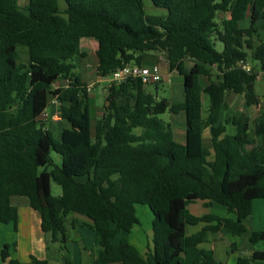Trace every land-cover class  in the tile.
I'll list each match as a JSON object with an SVG mask.
<instances>
[{
  "label": "trees",
  "instance_id": "1",
  "mask_svg": "<svg viewBox=\"0 0 264 264\" xmlns=\"http://www.w3.org/2000/svg\"><path fill=\"white\" fill-rule=\"evenodd\" d=\"M25 1L20 8L18 0H0V224L16 222L10 198L26 196L46 246L62 249L67 216L82 215L95 233L91 264H222L201 247L208 233L237 237L232 250L263 240L264 229L251 228L247 218L253 200L264 198V105L252 119L244 110L221 121V111L227 91L242 94L246 108L258 103L254 63L264 68L258 36L264 0H151L165 15L146 14L143 0H64L63 9L58 0ZM84 37L97 42L101 77L124 65L147 66L144 52L161 53L169 71L183 76V100L171 102L147 91L150 83L126 77L106 86L92 125L89 85L75 71L87 56ZM18 45L26 47V63L17 61ZM56 82L63 83L53 87ZM52 98L59 102V139L41 118ZM166 111L184 114L183 142L160 116ZM205 127L210 147L203 145ZM51 180L59 195L51 193ZM195 200L221 205L227 214L195 215L188 209ZM138 204L153 214L145 253L126 237L113 241L139 223ZM199 222L205 223L199 231L186 233V225ZM79 224L70 221L71 228ZM0 256V264H25L7 243ZM255 260H264V251L235 264ZM28 264L49 263L31 255Z\"/></svg>",
  "mask_w": 264,
  "mask_h": 264
},
{
  "label": "crops",
  "instance_id": "2",
  "mask_svg": "<svg viewBox=\"0 0 264 264\" xmlns=\"http://www.w3.org/2000/svg\"><path fill=\"white\" fill-rule=\"evenodd\" d=\"M241 25L247 26L248 20L247 19L242 20ZM258 34H259L258 35L259 38L262 39L264 42V31H260ZM80 47H81L82 51L86 52L87 56H89V53H93L95 55V50L97 48V42L93 38L84 37V38H81V40H80ZM156 53H158V52H156ZM158 58L160 59V57H158ZM84 59H86V57L79 59V61H77L76 67H77L78 63H80ZM151 61H152V59H151ZM153 64H155V62ZM95 65H96V60H94L93 65H91L89 63L87 64V66L89 68H91L92 70H94L96 72ZM167 66H168V64H167ZM92 70H89V71H92ZM96 75L101 78V76H99L97 73H96ZM81 77H82V75H81ZM104 78H106V77H104ZM62 83L63 82H56L53 87H56L57 85H60ZM88 85L90 86V83ZM91 92H92V87L89 90V96L91 99V103H90L91 115H94V113H99V115H100L102 113V110H103L104 101H103L102 106L101 105H95V101H94V98H93V95ZM105 95H106V92L104 93V98H105ZM171 102H175V101L171 100ZM242 103H243V107L240 108L239 112L246 110L245 100L242 99ZM258 103H259L258 108L260 105H264V97H261V98L259 97ZM204 105L207 106V101H206V103H204V100H203V106ZM252 106H254V105H252ZM47 107L50 108L49 118L52 121H54L56 125H58L60 127L59 128V136H60L61 121H60V116H59V102H58V100H56L55 98L50 99ZM174 115H177L176 116L177 119H182V121L184 120V114L183 113H177ZM47 116L48 115L43 113L41 118L47 117ZM249 117H250V119H252L250 114H249ZM46 126L49 129L47 119H46ZM182 126H183V123H182ZM184 128H185V123H184ZM205 129L207 131H205ZM232 130H233L232 127H230V126L227 127V132H232ZM204 132H206V136H207L206 138L209 140L210 139L209 129L206 127L202 129V138L204 136ZM179 137H181L184 141L185 132H184V136H183V133H181L179 135ZM177 141H179V140H177ZM50 187H51V185H50ZM262 199H264V198H257L255 200H253L252 213L247 218L248 225L253 229H258V230L264 229V200L259 201ZM10 202H11V204H13L17 208V219H16V222L0 224V252H1V248L3 247V245L5 243H7L11 246V256L13 258H17L18 260H20L21 262H23L25 264L29 263L31 255H33L38 260H46L49 264H81V259L76 260L75 256H73V254H74V252H72V249H73L72 243L73 242L70 241L71 240V238H70L71 232L70 231L72 230L75 235H78L77 238L82 239L85 249H89V247L91 246V243H93V245H94V240H95L94 231L91 230V232H93V237L91 234L90 241L87 242V235H85L84 230H82L83 228H85L87 226L90 227L91 221L82 215L69 214L67 216V233L69 236V240H67V242H65L64 248H62V249L59 248L58 243L54 244L50 247H47L45 234L41 230L40 216L36 210H34L30 207L28 198L26 196H12L10 198ZM199 202H201L200 204H202L204 207L213 206V204L212 205H205L203 203V201H200V200H199ZM260 202H262V203H260ZM138 205H140V204H138ZM142 206H147V205H142ZM149 211H150V214L147 212V214H149V219H148V223H147V227H146L147 231L145 234V239L138 229L141 225V221L137 215L138 214L137 209H136V216L139 220V223L134 225L132 227V229L130 230V232L127 233L128 234V238H127L128 241L132 245H134L141 253H145L147 251V247L150 243V238H151L153 214H152L150 209H149ZM189 211L195 215H203V214L210 213V212H203L201 214H197L190 209H189ZM212 214H214V213H212ZM226 214H227L226 209L225 210L220 209L219 214L217 213L216 215L225 216ZM256 215H257V217H256ZM72 219L80 221L81 224L77 225L74 228H71L70 221ZM204 225H205L204 222H199V223L194 224V225H186L185 231L187 234H193V233L199 231ZM70 228H71V230H69ZM134 230H137V231H135V232H137V234L130 237L131 232H133ZM217 240H222V241L225 240V246L227 247V246H231L233 243H237L238 238L233 236V235L225 234V233H221V232L208 233V240H207V242L201 244V247L211 249L214 253L215 258L217 255ZM113 241H115V240H113ZM115 242H118V241H115ZM144 245H146L145 246L146 248H144ZM234 250L235 251L230 255L228 260H227V258H228V256H227V258L225 259L224 262H222V261H220V262L222 264H235L237 261V258L239 256H242L241 253L243 255L244 254L248 255L254 251H264V239L260 240L258 242H255V243L245 242L242 245H240L239 247H236V249H234ZM70 254L72 255L71 257H70ZM0 263H1V256H0ZM112 264H118V263H112ZM250 264H264V260H255L254 262H252Z\"/></svg>",
  "mask_w": 264,
  "mask_h": 264
},
{
  "label": "rangeland",
  "instance_id": "3",
  "mask_svg": "<svg viewBox=\"0 0 264 264\" xmlns=\"http://www.w3.org/2000/svg\"><path fill=\"white\" fill-rule=\"evenodd\" d=\"M25 3H26L25 0H18V4H19L20 8L24 7ZM58 3H59L60 8L63 9L65 7L64 0H58ZM143 5H144V10H145L146 14H148V15H165L166 14V9L154 6L152 4L151 0H143ZM216 48L220 49V45H216ZM17 52H18V60L17 61L19 63H26L27 58H28L26 47L23 45H18L17 46ZM158 57H160V59ZM151 59H152V61H151ZM94 60H95V55L93 53H89V56H86V59H84L80 63H78L75 71L82 75V79L85 82H87L88 84L90 83V88L92 87L91 93L93 95L95 105H101L102 106L103 101H104L105 88L108 85V81L110 79V76L109 77L107 76L106 78H104V77L100 78L96 75V72L94 70H92L91 68H89L87 66L88 63L93 65ZM142 61L147 66H151L155 62V64L158 65L160 73L162 75L161 81L157 82V84L150 83L147 85V87H146L147 91H149L151 93H156L158 96H161V97H167V98H169L175 102L183 100V97H184V95H183V76L177 72L169 71V68L167 66V61H166L164 56H162L159 52L158 53L151 52V51L144 52ZM246 65H248L250 67L252 66L251 62H249V61L246 62ZM254 65L257 69V74H258L256 83H255V92L261 98V97H263V94H264V73H261L262 71H264V68L262 69L259 65L256 66L255 63H254ZM89 70H92V71H89ZM201 83L203 85H205L207 83L206 78L202 77ZM242 99L244 100V97L242 94L233 93L231 91L226 92V95H225L226 108H223L221 111V121H223V119L226 117L238 116L240 114L239 110L241 107H243ZM203 100H204V103H206L207 100H206L205 96L203 97ZM259 103L255 104L254 106H249L248 108H246L248 115L250 114V116L252 118L257 114ZM205 105L203 106V116H205V114H206V106ZM45 110L46 111H44V113L48 116L43 117L42 119L48 120V127H49L53 137L55 139H59L60 138L59 137V128L60 127L58 125H56L55 122L49 118L50 108L47 107ZM98 116H100L99 113H94V115H92V117H91V124L92 125H94V121L96 118H98ZM160 116L164 120L171 122L175 139L182 142L183 139L181 137H179V135L181 133H183V136H184V132H185L184 120L182 121V119H177L176 118L177 115H174L169 111H166L165 113L161 114ZM182 123H183V126H182ZM205 131H207V130L205 129ZM206 137H207L206 132H204L203 145L205 147H210V141ZM51 157L53 159L54 164L60 165L61 157L59 154H57L54 151H51ZM51 168H52V166H48L47 170H50ZM50 185H51V193L53 195H59L61 193V188L58 184H56L55 182H53L51 180ZM263 200L264 199L259 200V201H263ZM193 202L189 203L188 208L197 214H201L203 212H210V213H214V214H217V213L219 214L220 209H223V210L226 209L225 207L218 205V204H213V206H211V207H204L202 204H200L201 202H199V200H195ZM260 203H262V202H260ZM135 209L138 210L137 215L141 221V225L138 229L145 239V234L147 231L146 227H147L150 211H149V208L147 206H142V205H136ZM147 212L149 214H147ZM256 217H257V215H256ZM69 230H71V228ZM82 230H84L85 235H87V242H89L91 234L93 237V232H91L92 229H90V227L87 226V227L83 228ZM135 231H137V230H134L133 232H131L130 237L137 234V232H135ZM70 232H71V236H70L71 240L70 241L73 242L72 243L73 244L72 252H74L73 256H75L76 260L81 259V264H91V258H92L91 250L94 248L93 243H91V246L89 247V249H85L82 239L77 238L78 235H75L72 230ZM123 237L128 238V234L123 232V231H119L113 240L119 241ZM145 246L146 245H144V248H146ZM234 251L235 250L231 249V246H227V247L225 246V240L224 241L217 240V255H216L217 260L224 262L225 259L227 258V256H228V258H227V260H228L230 255ZM241 255L243 256L242 253H241ZM71 256L72 255L70 254V257Z\"/></svg>",
  "mask_w": 264,
  "mask_h": 264
},
{
  "label": "built area",
  "instance_id": "4",
  "mask_svg": "<svg viewBox=\"0 0 264 264\" xmlns=\"http://www.w3.org/2000/svg\"><path fill=\"white\" fill-rule=\"evenodd\" d=\"M243 67L247 70L250 69V67L246 64L243 65ZM261 73H264V71ZM126 77H139L144 83H156L161 81L162 75L157 64L150 67L130 64L118 67L114 72H112L108 84L120 82Z\"/></svg>",
  "mask_w": 264,
  "mask_h": 264
}]
</instances>
